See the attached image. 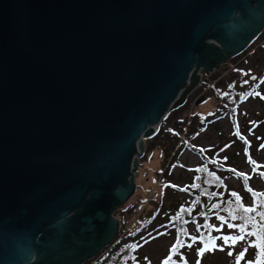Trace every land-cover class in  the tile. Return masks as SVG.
I'll return each instance as SVG.
<instances>
[{"label":"water","instance_id":"95a60500","mask_svg":"<svg viewBox=\"0 0 264 264\" xmlns=\"http://www.w3.org/2000/svg\"><path fill=\"white\" fill-rule=\"evenodd\" d=\"M264 29V0H0V264H86L144 142Z\"/></svg>","mask_w":264,"mask_h":264},{"label":"rangeland","instance_id":"374dc122","mask_svg":"<svg viewBox=\"0 0 264 264\" xmlns=\"http://www.w3.org/2000/svg\"><path fill=\"white\" fill-rule=\"evenodd\" d=\"M215 71L203 74L202 85L181 108L171 112L160 123L157 136L144 142L145 151L139 158L136 172V191L115 214L123 235L138 230L140 222L149 220L160 205L163 206L161 214L166 216L171 208L190 205L192 198L186 189L194 179L196 168L203 164L201 153L206 157L216 156L222 161L220 166L250 176L251 187L264 190V181L253 171L255 167L264 172V99L261 98L264 97V83L261 82L264 81V33L242 57ZM228 93L236 102L241 101L232 112L235 103L227 97ZM226 109L230 111L224 112ZM193 124L192 138L187 130L190 125L192 131ZM249 159L256 164H250ZM226 178L229 189L245 196L235 175ZM199 222L202 224L203 219L200 218ZM211 227L213 237L238 235L217 224ZM150 229L151 226L148 231ZM194 229V226L191 227L192 231ZM142 234L145 235L146 231L143 230ZM155 236L142 247L140 259L143 264H161L170 253L176 237L170 231L164 235L157 232ZM116 239L98 258L86 264H96L116 245ZM216 244L223 246L224 251L217 249L198 257L197 250L203 247L199 242L183 251L182 257L188 264H197L198 259L200 264H236V255L247 246L241 241L234 247H228L220 239L216 240ZM229 251L233 252V256H228ZM254 257L253 248H249L240 264H248ZM178 261L181 262V258Z\"/></svg>","mask_w":264,"mask_h":264},{"label":"trees","instance_id":"16d2710c","mask_svg":"<svg viewBox=\"0 0 264 264\" xmlns=\"http://www.w3.org/2000/svg\"><path fill=\"white\" fill-rule=\"evenodd\" d=\"M227 97L229 99L231 97V101H234L233 103H235V105L233 106V109L231 108V112L235 111L237 107H239L241 101L236 102L233 99V95L230 93L227 94ZM229 111V109H226L224 112ZM223 118L224 117H219V119ZM189 127L187 132H189V136L193 138L194 124L191 127L192 131H190ZM193 151L200 153V151H196V149ZM201 154L203 164L196 168L194 171V179L186 189L187 194H189L192 198L190 205L171 208L167 211L166 216L161 214L163 206L159 204L160 207H158V211L153 216H150L149 220L140 222L141 226L135 232L130 233L129 231L123 235V231L120 229L121 232L118 233L116 245L107 254H104L96 264H143L140 259L142 247L149 242L150 238H156L155 233L157 232H160L162 235L169 233V231L174 233L176 235L174 245L176 244L177 237L179 235L185 245L184 247L178 248V252L172 256L170 264H183V261L187 262L186 259H183L181 262L178 261L181 256H183L182 252L186 251L188 248L186 245H195L196 243H199L201 236L205 239L213 237V228L211 227L212 224L225 227L239 235L238 230L236 228H229L228 224L232 223L240 225L243 223V221L239 218L242 215L240 204H243L246 207L255 206L253 204L252 193L247 189L251 188L253 192L260 193H264V190L258 191L252 188L250 185V179L245 181L236 175L238 172L234 173L231 171L232 168L220 166L219 164L222 161L217 159L216 156L206 157L203 153ZM254 172L260 177V172L257 168H255ZM233 175L238 178L242 186V192L245 195L243 196L238 194L240 197L239 204L237 203L236 198L231 195V193L237 192L233 189H229L227 185L226 177ZM261 179L264 181V178ZM256 203H264V199L257 198ZM258 211L264 212V208H259ZM177 216H180L179 220L176 219ZM232 216H236L237 219L232 220ZM221 217L224 218V222L220 219ZM200 218L203 219L202 224L199 222ZM256 219L258 221L259 217L257 216ZM166 221L167 223H164ZM150 226L152 229L148 231ZM193 226L195 227L194 231L191 230V227ZM198 228L199 231H197ZM143 230L146 231L145 235L142 234ZM248 230H251V224L249 225ZM190 237H196V242L193 243ZM255 239V237L248 238L249 241H254ZM253 250L255 254V249ZM169 255L170 253L168 256ZM167 257L164 260H166Z\"/></svg>","mask_w":264,"mask_h":264},{"label":"snow or ice","instance_id":"6c2138e0","mask_svg":"<svg viewBox=\"0 0 264 264\" xmlns=\"http://www.w3.org/2000/svg\"><path fill=\"white\" fill-rule=\"evenodd\" d=\"M253 80L256 79V77H252ZM264 83V81H261ZM247 83V81H245ZM253 93H248V95H252ZM256 95H259V93H255ZM264 99V97H261ZM239 135V133H236ZM242 139V137H241ZM249 163L252 165H255L256 162L249 159ZM260 167V166H256ZM234 173H236L235 169H232ZM253 171H255V167L253 168ZM239 177H241L243 180L247 181L251 179L250 176L243 174V173H236ZM261 178H264V172L259 173ZM195 186V185H194ZM249 192L252 193L253 196V204L255 206L252 207H246L243 204H240V209L242 212V215L239 217L243 223L240 225H235L232 223L228 224L229 228H236L239 232V235H229V236H220V237H209L208 239L203 238L201 236L200 242L203 244V247L199 248L197 250L198 257H203L206 253L213 252L214 250L224 251L223 246H218L216 244V240L220 239L223 240L224 245L228 247H234L238 242H245L247 244L246 247L243 248L242 251L236 255L235 260L236 264H240L241 260L245 258V254L248 253L249 248L255 249V258L254 260L248 261V264H264V212L258 211L259 208H264V203L257 204L256 200L257 198L264 199V193L260 192H253L251 188L247 189ZM233 197L236 198L237 203L240 202V197L237 193L233 192L231 193ZM218 207V206H217ZM255 214V215H252ZM259 217V220L257 221L256 217ZM177 220L180 219V216L176 217ZM222 222H224V218H220ZM232 220H236V216L231 217ZM251 224V230L249 231V225ZM219 231V229H216ZM199 231V228L197 229ZM186 234V233H184ZM249 237H255L256 239L254 241H249ZM190 239L193 241V243L196 242V237H190ZM183 241L180 239V236L177 237V242L173 247L170 249V255L167 257L166 260L162 262V264H170L172 261V256L177 254L179 247H184ZM188 248L192 247V244L186 245ZM228 256H233V252L229 251ZM181 261H183V257L181 256ZM183 264H187L186 261H183ZM197 264H200V260H197Z\"/></svg>","mask_w":264,"mask_h":264},{"label":"flooded vegetation","instance_id":"af4514ba","mask_svg":"<svg viewBox=\"0 0 264 264\" xmlns=\"http://www.w3.org/2000/svg\"><path fill=\"white\" fill-rule=\"evenodd\" d=\"M264 33V29L259 33V35L242 51V52H240L239 54H237V55H235V56H233V57H231L225 64H229L230 62H232V61H234V60H236L237 58H240V57H242L243 55H244V53L245 52H247L248 50H249V48H251V46L261 37V35ZM248 58H250V57H248ZM225 64H223L222 66H224ZM215 71V70H214ZM216 72V71H215ZM214 73V72H213ZM203 74H205V73H203V72H200V75H201V82H200V84L202 85V82H203ZM206 75V74H205ZM212 75V74H211ZM200 84H199V86H200ZM199 86H198V88H199Z\"/></svg>","mask_w":264,"mask_h":264},{"label":"bare ground","instance_id":"6f19581e","mask_svg":"<svg viewBox=\"0 0 264 264\" xmlns=\"http://www.w3.org/2000/svg\"><path fill=\"white\" fill-rule=\"evenodd\" d=\"M168 116H169V115H168ZM168 116H167V117H168ZM167 117H166V118H167Z\"/></svg>","mask_w":264,"mask_h":264}]
</instances>
